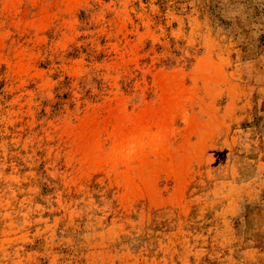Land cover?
<instances>
[{"label":"rangeland","instance_id":"obj_1","mask_svg":"<svg viewBox=\"0 0 264 264\" xmlns=\"http://www.w3.org/2000/svg\"><path fill=\"white\" fill-rule=\"evenodd\" d=\"M0 264H264V0H0Z\"/></svg>","mask_w":264,"mask_h":264}]
</instances>
